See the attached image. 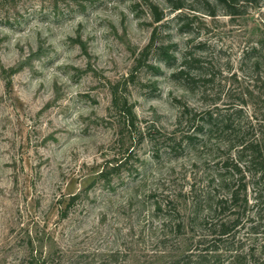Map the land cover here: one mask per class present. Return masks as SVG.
I'll return each instance as SVG.
<instances>
[{"label": "rangeland", "instance_id": "1", "mask_svg": "<svg viewBox=\"0 0 264 264\" xmlns=\"http://www.w3.org/2000/svg\"><path fill=\"white\" fill-rule=\"evenodd\" d=\"M151 1L161 23L143 0H0V264H26L33 248L52 264H170L183 245L160 229L157 189L215 210L235 151L209 131L180 159L155 160L148 140L125 139V153L113 92L144 130L165 134L185 106L234 109L250 84L247 53L264 45V0L236 17L217 0H182V12ZM182 70L214 80L188 87Z\"/></svg>", "mask_w": 264, "mask_h": 264}, {"label": "trees", "instance_id": "2", "mask_svg": "<svg viewBox=\"0 0 264 264\" xmlns=\"http://www.w3.org/2000/svg\"><path fill=\"white\" fill-rule=\"evenodd\" d=\"M143 1L152 12L154 22L161 23L164 14L160 8L151 0ZM168 1L176 11L182 12L186 8L182 0ZM217 2L233 17L243 15L240 5L249 8L259 4V0ZM207 7L211 10V16H216L209 1ZM247 56L252 64V75L248 81L251 85L241 91L239 105H234L236 107L227 112L217 107V114L216 111L198 113L185 106L183 118L174 133L165 134L159 129L154 131L155 126L144 130L130 102L119 97L115 90L113 92L112 105L120 114L118 120L120 128H123L122 148L125 153L131 150L130 146L125 145V139L128 138L129 142L148 140L155 160L159 161L164 154L180 159L190 146L200 141V136L209 131H217L220 141L228 146L230 150L225 152L226 155L235 151L231 162L225 161L222 166L224 173H221V177H232L221 187L225 192L217 198L216 208L211 213L197 210L198 200L188 198L187 201L182 191L179 194L171 191L169 194L166 191L158 193L157 189L153 195L156 201L155 215L164 219L160 229L165 238H173L165 232H174L183 245V249H176L170 264H264V45L261 48L253 47ZM195 62L196 59L186 57L183 64L190 68L189 65ZM187 72L182 70L177 76L188 87L197 86L198 82L206 86L214 80L213 76L196 78ZM250 104L252 113L245 116V108ZM183 128L188 131L185 132ZM122 165L124 162L114 166L111 172L101 173L100 179L110 183L112 171H118ZM79 197H70L68 205L74 204ZM66 217L67 212L63 215V218ZM52 255L45 257L33 248L26 264H52Z\"/></svg>", "mask_w": 264, "mask_h": 264}]
</instances>
